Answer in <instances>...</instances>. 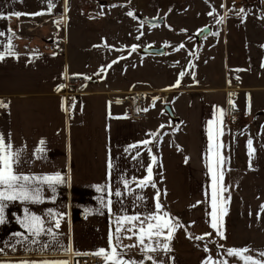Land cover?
<instances>
[{"label": "crops", "instance_id": "crops-1", "mask_svg": "<svg viewBox=\"0 0 264 264\" xmlns=\"http://www.w3.org/2000/svg\"><path fill=\"white\" fill-rule=\"evenodd\" d=\"M206 3L210 6L208 13L213 6L219 7L215 0H0V16L5 17L0 19V32L4 33L0 36V54L4 55L0 60V101L8 105L0 107V135L5 137L6 143L12 144L14 151L21 153L20 163L16 166L19 174L43 176L60 172L67 178L55 192L45 186V199L34 203L36 205L20 200L0 202L6 205L4 223L0 224V264H21L22 261L39 264L44 260H68L71 264H80L84 256L64 254L60 245L71 244L81 253L107 249L109 234L117 226L116 218L139 216L143 220L154 214L157 192L171 221L182 226L176 229L169 242L170 251L165 252L153 244L157 250L148 255L153 256L157 264H204L210 256L214 260L220 258L227 248L247 247L253 253L264 252V246L242 245L236 241L231 216L237 172H250L255 166L264 170V154H260V165H254L256 160L252 153L250 160L247 148L243 154L246 163L241 164V154H234L235 138L253 139V147H257V138L264 140V132L260 136L247 129L244 135L237 131L236 124L229 122V111L239 109L236 106L233 109L229 104L230 93L223 89L228 83L225 79L223 86L212 87L205 83L166 89V92L176 94L171 104L175 116L172 119L176 124L172 134L175 141L164 138L170 143H163L160 136H150L142 115L139 118L127 116L126 105L121 101L129 92H140L146 100V94L163 92V89L98 87L95 79H91L88 86L84 81L77 87L69 85L76 78L85 79V76L83 69L69 60L68 46L73 43L72 38L76 39L84 29H90L95 20H103L109 27L117 28L123 26L120 13H124L128 24L137 27L146 23L143 18H163L166 32L172 35L175 32L178 37L169 43L152 42L140 47L164 46L161 55L142 54L137 50L139 56L134 58L156 70L157 57L164 54L178 61L184 60L186 64L189 41L197 34L195 29L189 28V18L195 6ZM257 3L264 11V1L257 0ZM232 5L233 9L242 6ZM17 12L24 15L17 18L14 15ZM129 12L134 13L135 19L128 15ZM243 23L244 20L238 39L241 43L243 35L240 47L249 61L250 46L245 42ZM224 24L225 20L221 23L223 29ZM10 37L12 54L8 51ZM203 37L196 43H201ZM56 39L62 40L63 46L51 49L50 45ZM181 44L184 48L176 51ZM236 55L239 57L240 53ZM82 57L83 54L77 55V60L83 61ZM232 73L239 79L240 74ZM221 109L225 111L223 136L217 135L221 127ZM145 140L152 143L144 145ZM218 142L223 143L222 154L227 158L223 181L227 186L224 197H230L226 204L227 214L223 217L226 239H221L210 227ZM149 166L155 187L148 184L140 188L137 183L147 177ZM125 181L130 190L125 189ZM116 190L122 192L121 197L108 195ZM109 200L112 201L110 205ZM52 213L57 216L50 215ZM29 214L44 219L45 227L49 223L54 225L55 219L62 215L60 228L53 227V232L58 235L55 238L51 235L30 236L22 226ZM208 233L211 235L205 236ZM196 236H205V239L189 238ZM33 239L37 242L32 243ZM134 242L135 238L122 241L124 245ZM164 242L161 237L160 243ZM125 251L134 261H141L144 256L141 246ZM226 259L232 264H241L237 258ZM101 264H104L103 260ZM144 264L152 262L144 260Z\"/></svg>", "mask_w": 264, "mask_h": 264}, {"label": "rangeland", "instance_id": "rangeland-1", "mask_svg": "<svg viewBox=\"0 0 264 264\" xmlns=\"http://www.w3.org/2000/svg\"><path fill=\"white\" fill-rule=\"evenodd\" d=\"M215 1L219 7L217 9L214 7L216 11L213 16L208 15L210 6L207 3L205 6H195L190 15L189 28L195 29L198 33L205 26H210L211 31L199 44L195 38L190 39L186 64L184 60L178 61L164 54L157 57L158 69L154 70L143 60L134 59L135 56H139L137 50L140 47L152 42L169 43L178 35L175 36L177 34L175 32L174 35L167 33L165 23L151 26L142 22L140 27L131 26L125 20L124 13H120L122 27L112 28L103 20H95L90 29H84L80 36L72 38L73 43L68 46L69 60L75 61L79 69H83L84 76L90 78L84 79L85 86L90 84L91 79H95L98 87L102 85L121 89L142 87L163 89V92L146 94L143 110L147 111L142 114L144 125L149 127L150 133H160L163 143H170L164 139L168 137L169 140L175 141L172 134L176 124L164 107L166 105L171 107L176 94L166 92V89L173 88L178 79L179 86L205 83L212 87L223 86L225 79L228 83L223 89L236 83L237 89L238 86L243 87L234 94V104L239 109L235 111L240 118L236 122L228 120L231 124H236L237 131L244 132V135L246 130L250 129L261 136L264 132V11L260 9L257 0ZM232 4L244 6L245 13L240 14L239 9L231 7ZM221 5H224L223 9ZM227 8L229 10L231 8L232 11H228ZM220 16L225 20L224 29L221 23H216ZM243 20L245 42L250 46L249 61L244 57V50L240 47V44L243 45V35L241 43L238 39L242 32ZM133 46H136L135 51H132ZM191 46L195 48L190 49ZM237 53H240L239 57ZM80 54H83V61L77 60V55ZM235 71L240 74L239 79L236 74L235 79L231 77ZM180 72L185 73L182 78L179 77ZM248 140L247 137L235 138L234 154H241V164L246 163L243 162V154L246 148L249 150ZM252 141L254 142L253 139ZM252 149L253 159L256 160L254 165H260V154H264V140L257 138V147H253L252 144ZM237 159L239 162L238 156ZM236 175L231 214L234 237L242 245L264 246V210L261 209L264 205V170L255 166L250 172L242 170Z\"/></svg>", "mask_w": 264, "mask_h": 264}, {"label": "snow or ice", "instance_id": "snow-or-ice-1", "mask_svg": "<svg viewBox=\"0 0 264 264\" xmlns=\"http://www.w3.org/2000/svg\"><path fill=\"white\" fill-rule=\"evenodd\" d=\"M51 6V4H50ZM222 7L224 5H221ZM214 6L212 10L209 11L208 15L213 16L215 13ZM240 14L245 13V9H239ZM41 13H36L35 15H40ZM14 15L19 18L23 13H14ZM129 16H132L135 19L134 13L129 12ZM5 18L0 16V19ZM224 17L220 16L216 20V23H223ZM204 31V30H201ZM4 33L0 32V36H3ZM14 35V34H13ZM139 39V37H137ZM181 48H184V45L181 44L179 48H176V51H179ZM136 50V46H133L132 51ZM9 54L11 53V37L9 38ZM191 54V53H190ZM4 58L3 54H0V60ZM110 67V66H109ZM185 75L184 72H180L179 77L182 78ZM85 79H90L85 77ZM180 84V79L177 80L174 87H178ZM59 90V89H57ZM229 104L235 109L231 98L229 97ZM8 105L3 101H0V107H7ZM143 111H147L144 109ZM225 111L223 109L219 112V124L221 125L220 129L217 132V135L223 136V123H224ZM150 136L159 137L160 133H149ZM10 139V138H9ZM209 139H213L212 133L210 132ZM43 144V141H41ZM151 140L143 141L144 145L151 144ZM253 141L249 139L247 141V146L250 150L249 156L251 160V151ZM224 145L222 142L216 144V155H215V167L216 172L213 176V186L211 192V223L210 227L215 231V234L218 235L221 239H226L223 232V217L227 214V200L229 198L224 197V193L227 191V186L223 183L224 181V168L227 163V158L223 156L222 149ZM151 151V149H149ZM20 151L13 150V146L10 142H5V137L0 135V202L3 201H25L30 203H40L45 197L43 195L45 186L48 190L52 192L56 191V187L67 182L65 175L60 172H56L52 175H43V176H29L22 175L16 169V166L20 163ZM153 162H155L156 157H152ZM251 166V165H250ZM109 168H111V163H109ZM211 170V169H210ZM153 180V171L152 167L147 168V177L143 180H140L137 183V186L140 188L145 187L148 184H152L155 187V184L152 183ZM125 189H129L128 181L124 182ZM98 191L101 189L98 188ZM109 196L121 197L122 192L116 190L114 192H109ZM141 198V197H138ZM155 213L145 217L143 220L139 216H130V217H117V226L114 231L109 234V247L107 249L101 248L97 249L92 253H81L72 248L71 244L65 246L60 245L64 254L71 253L73 256H88L92 255L97 258H100L104 261V264H144V260L151 261L152 264H157L156 259L148 255V253H153L157 250V247H162V249L167 252L170 251L169 242L172 239L176 229L182 227L171 221L169 218V213L163 210V205L160 202V194L157 192L155 197ZM111 200L107 203L111 204ZM5 204L0 203V224L4 223V208ZM261 209L264 210V205L261 206ZM111 209L109 208V211ZM27 211V210H26ZM52 216H57V214L52 213ZM63 219L62 215H59V218L55 219L54 225L49 223L45 227V220L38 215L29 214L26 216L22 226L33 238L40 237L42 235H51L55 238L58 233L53 232V227L55 229L60 228V220ZM136 223H133V222ZM151 221H155L152 223ZM165 229L167 234L165 235ZM131 233L132 235H127ZM211 235V233L205 234V236ZM205 236H196L189 237L190 239L204 240ZM163 237L165 241L163 244L160 243V238ZM135 238V242L131 244L124 245L122 241L124 239L132 240ZM147 240V243H146ZM32 243L37 241L33 239ZM155 244L157 247H154ZM141 246V252L144 254L141 261H134L127 256L126 249L135 248ZM47 247V246H45ZM223 248V245L219 246ZM207 251V248H205ZM247 254V255H245ZM237 258L241 264H264V252H255L253 250L245 247L242 249L227 248L224 249L223 254L218 259H213L211 256L204 262V264H232L231 260L226 258ZM21 264H29L28 261H22ZM31 264H37V262H31ZM39 264H71L68 260L62 261H48L44 260L39 262Z\"/></svg>", "mask_w": 264, "mask_h": 264}, {"label": "built area", "instance_id": "built-area-1", "mask_svg": "<svg viewBox=\"0 0 264 264\" xmlns=\"http://www.w3.org/2000/svg\"><path fill=\"white\" fill-rule=\"evenodd\" d=\"M56 46L62 47L63 46L62 40H59V39L54 40L51 43L50 48L53 49ZM231 77L233 79L236 78V76L234 74L231 75ZM83 81H84V79L79 77V78H76L74 81H72L69 85H71L73 87H77ZM224 90L227 93H230L229 96H230L231 100H234V93L237 91L236 84L228 85ZM70 94H72V93H70ZM121 101L123 103H125V105H126V115L127 116L139 118L142 115L143 106L146 102L145 97L143 96L142 93H140V92L126 93L121 98ZM69 103H70V101H69ZM239 118H240V115L238 114L237 111H230L228 114V119L231 122H236L237 120H239ZM101 263H102V259L97 258V257L92 256V255L84 256L80 259V264H101Z\"/></svg>", "mask_w": 264, "mask_h": 264}, {"label": "water", "instance_id": "water-1", "mask_svg": "<svg viewBox=\"0 0 264 264\" xmlns=\"http://www.w3.org/2000/svg\"><path fill=\"white\" fill-rule=\"evenodd\" d=\"M143 20L150 25H156V24L163 22V18H161V17H159V18H143ZM201 30H204V31H201ZM201 30L197 34H195V39L197 42H200L201 38L210 32V27L205 26ZM164 51H165L164 46H154V45H149V46H146L144 48L138 49L139 53L151 54V55H161L164 53ZM164 108L171 118H175L173 111L169 105H166Z\"/></svg>", "mask_w": 264, "mask_h": 264}]
</instances>
